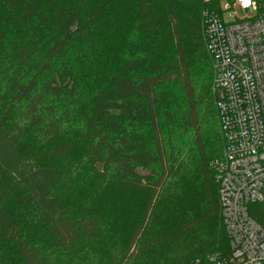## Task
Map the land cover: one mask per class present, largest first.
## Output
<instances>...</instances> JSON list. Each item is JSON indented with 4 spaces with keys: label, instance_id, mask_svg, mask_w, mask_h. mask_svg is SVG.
Instances as JSON below:
<instances>
[{
    "label": "trees",
    "instance_id": "1",
    "mask_svg": "<svg viewBox=\"0 0 264 264\" xmlns=\"http://www.w3.org/2000/svg\"><path fill=\"white\" fill-rule=\"evenodd\" d=\"M219 0H0V264L227 252L201 12ZM247 211L264 229V200Z\"/></svg>",
    "mask_w": 264,
    "mask_h": 264
},
{
    "label": "built area",
    "instance_id": "2",
    "mask_svg": "<svg viewBox=\"0 0 264 264\" xmlns=\"http://www.w3.org/2000/svg\"><path fill=\"white\" fill-rule=\"evenodd\" d=\"M222 139L214 162L227 252L191 264H264V229L247 206L264 200V0H219L201 12Z\"/></svg>",
    "mask_w": 264,
    "mask_h": 264
}]
</instances>
